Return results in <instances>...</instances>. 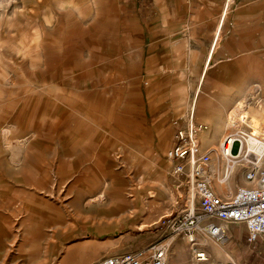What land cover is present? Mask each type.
<instances>
[{
	"label": "rangeland",
	"instance_id": "obj_1",
	"mask_svg": "<svg viewBox=\"0 0 264 264\" xmlns=\"http://www.w3.org/2000/svg\"><path fill=\"white\" fill-rule=\"evenodd\" d=\"M168 6L175 9L172 1ZM158 14L152 0H0V264H91L119 252L145 253L167 239L166 264L230 258L264 264L263 244L248 242L241 224L233 225L243 230L241 240L229 232L224 243L202 237V261L183 233L165 225L191 193L172 174L167 151L176 128L190 118L174 111L173 102L183 87L185 98L192 92L182 68L159 67L167 62L158 60L166 38L154 22ZM221 38L226 56L264 79V0H233ZM179 54L182 63L183 46ZM232 85H204L194 124L210 127L205 118ZM255 98L251 112L264 120V100L253 104ZM246 138L232 149L238 155L232 192L264 158V152L250 158L256 147ZM198 142L209 155L210 183L222 192L213 175H227V162ZM160 178L168 193L149 184ZM99 193L104 202L89 210ZM138 195L141 212L132 203ZM89 238L95 241L83 245ZM112 238L116 250L102 245ZM214 248L226 256L214 258Z\"/></svg>",
	"mask_w": 264,
	"mask_h": 264
},
{
	"label": "built area",
	"instance_id": "obj_2",
	"mask_svg": "<svg viewBox=\"0 0 264 264\" xmlns=\"http://www.w3.org/2000/svg\"><path fill=\"white\" fill-rule=\"evenodd\" d=\"M231 128L234 129L248 117L241 107H234L228 113ZM202 125L193 122L192 115L185 126L176 128L173 141L167 151L172 161V174L181 176L184 184L190 189L188 201L184 194L183 207L164 219L169 232L183 233L187 242L193 247L198 261L206 259L201 246V238L206 237L217 243H224L227 238L226 224H242L247 233V241L264 242V158L260 163L245 170V184H239L234 192L226 194L217 192L205 174L209 155L203 152L198 142L197 132ZM264 134V126L261 128ZM228 134L223 141V153L233 149L234 144L242 143L245 133L238 137ZM229 143V144H228ZM229 145V146H228ZM226 177V175H224ZM179 196V198H181ZM168 239L150 245L145 253L124 251L105 256L91 264H166ZM223 264H238L227 259Z\"/></svg>",
	"mask_w": 264,
	"mask_h": 264
},
{
	"label": "crops",
	"instance_id": "obj_3",
	"mask_svg": "<svg viewBox=\"0 0 264 264\" xmlns=\"http://www.w3.org/2000/svg\"><path fill=\"white\" fill-rule=\"evenodd\" d=\"M152 1L158 6L159 10V14L157 15L158 19L156 18L154 22L156 25L165 28L164 30H166V35H164L166 38L161 41L162 47L160 50H157V53L159 62L165 61L167 64H159V67L166 69L182 68L183 71H179V73L182 75L186 73V83L189 85L190 91L192 92L191 96L187 99L183 95V91L185 90L184 87L181 89V94L173 102L174 111L179 113L181 112L183 116H187L188 118L192 115L193 118L195 108L199 102L200 94L203 92L204 85L235 84L229 88H225V96H220V99L217 102V105L214 106L212 113L205 118V121L207 120L206 123L209 122L210 124V127L207 130L209 132H213L216 128H218V125L220 126V124H222L226 119L230 108L237 106L238 101L235 104H231L232 101H226V98H229V95L233 97L241 95V90H243L246 86L259 85L261 90L258 92V96H256V98L264 100V79L261 77L254 79V73H252V71H244L242 69L238 57L230 58L224 54V45L221 36L229 6L233 0ZM171 1L175 5L174 10H170L168 6ZM182 46L183 53L185 54L183 62L181 63L179 52ZM245 52L247 54L253 53V48H248ZM237 53L241 54V50L238 49ZM179 73L177 75L178 77ZM224 78L225 80H223ZM256 98L253 104L258 102L256 101ZM257 108H261V106ZM251 109L252 108L249 107V113L260 120V114L257 115L256 113L251 112ZM247 126L248 125L245 124L244 129H247L248 132L251 131V128H248ZM262 127H260V130ZM199 135L200 134H198V138L201 140ZM205 146H207L208 149L210 148L209 144H206ZM233 176L234 173L231 175V189L234 188ZM162 180L164 181L163 184L160 183ZM157 181L151 180L149 184L151 186H157L162 191L168 193L165 180L160 178ZM142 182L143 180H139L138 183H140V187L143 188V186L146 185H144V183L142 184ZM245 183L246 182L243 181L242 184ZM216 188L218 191H222V189L218 188V186H216ZM132 203L134 207L135 203L133 199ZM88 209L90 210V208ZM143 222H141L142 226L144 224ZM229 224L231 223H228L225 226L227 232L236 234L234 239L239 238L241 240L243 235L242 231H245V227L242 226L243 230L239 229V232H235L233 225L240 224H232L231 231L228 229V226H230ZM245 236L247 237L246 231ZM92 239L93 243L95 239ZM112 239L113 240L108 239L105 243L102 242V245L104 246L109 245L108 250L117 249V245L114 243L115 239ZM261 243L264 247V242L262 241ZM238 245H241V242ZM224 256H226L225 253L222 254V258Z\"/></svg>",
	"mask_w": 264,
	"mask_h": 264
},
{
	"label": "bare ground",
	"instance_id": "obj_4",
	"mask_svg": "<svg viewBox=\"0 0 264 264\" xmlns=\"http://www.w3.org/2000/svg\"><path fill=\"white\" fill-rule=\"evenodd\" d=\"M260 90H261V87L259 85L246 86L243 90H241L240 94H241L242 97L239 99V101L237 103V106H236V107H241V109L245 112L246 116L248 117V121H244V122L242 121L240 123H244V124L248 125L247 127L251 128L250 132L253 131L252 134H250V133L247 134L248 130L247 129L243 130V132L246 133L245 135H247V137H248V138L244 139V142L246 141L249 145H254L256 147L255 148L256 149V153H254V154H252V156H250V158L252 160H254V161L258 160L262 156V154L264 152V134L260 130V127H262L264 125L263 124L264 120H262L261 118L259 120V118H257L254 115L250 114L249 113V107L251 106L250 100L252 98H254L255 96H258L257 94H258V92ZM256 106L260 107L261 105L258 104ZM230 126H231L230 118H229V115H228L226 117V119L223 121V123L220 124V126L218 125V128H216L213 132H209L207 130V128H205L206 130H204V128H203V130H201L199 132V134H200L199 136H200L201 141L203 142V144L204 145L209 144L210 148L208 149V151H211L212 156L214 158H218V161H220V162H223V161L227 162L226 164H227L228 168H227L226 177H222L220 175V173H217V174L213 175V177L217 180L216 186H218V188H221L222 191L225 192V193H231L232 192L231 185H230V182H232L231 175L234 173V170L236 169V164L237 163H236V159L235 158L238 157V155H234L232 153V150L228 151V153H227L228 155L227 156L223 153L222 145H223V141L227 137V134H230V132H232L233 134L231 133L232 134L231 136L237 135L236 131H234L235 128L237 129V126L231 131L229 130V129H232V128H230ZM241 144L242 145L244 144L243 141H242ZM248 150H249V148H248ZM220 156H221V158H220ZM209 171H210L209 167H206L205 172H206V175H207L208 178H209V176H212V175H210ZM241 179H243V178L241 177ZM243 181H244V179H243ZM163 182L164 181L162 180L160 183L163 184ZM103 195H104L103 193H99L98 196H95V197L91 198L89 200V202H91V204H89V206H87V208L100 206L104 202ZM141 199L144 200V198H142L141 195L140 196L138 195L135 198V205H136V207H138V209H137L138 212L142 211V206H141L142 200ZM131 212H136V210H132V211L130 210L127 213H131ZM86 218H87V216L83 217V219H86ZM85 242L86 243L83 244V245L92 244L91 243V239H87ZM223 253H224V251H222L221 249H218V248H214L213 252H212L214 258H217V259L221 258Z\"/></svg>",
	"mask_w": 264,
	"mask_h": 264
}]
</instances>
